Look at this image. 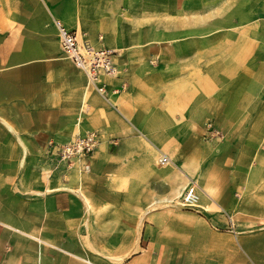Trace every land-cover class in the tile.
Listing matches in <instances>:
<instances>
[{
    "label": "crops",
    "instance_id": "0c3cea01",
    "mask_svg": "<svg viewBox=\"0 0 264 264\" xmlns=\"http://www.w3.org/2000/svg\"><path fill=\"white\" fill-rule=\"evenodd\" d=\"M0 264H264V0H0Z\"/></svg>",
    "mask_w": 264,
    "mask_h": 264
},
{
    "label": "built area",
    "instance_id": "2783aa9c",
    "mask_svg": "<svg viewBox=\"0 0 264 264\" xmlns=\"http://www.w3.org/2000/svg\"><path fill=\"white\" fill-rule=\"evenodd\" d=\"M56 23L63 56L84 72L88 84L93 86L98 93L104 95L106 88L102 77L114 74L113 55L116 51L93 45L88 40L82 39L77 31L67 29L60 22ZM97 142V133L87 132L84 135L74 137L68 143L59 145L56 152L60 160L66 164H71L76 159L92 152ZM160 160V163H167V158L161 157ZM180 204L188 208H196L197 193L194 182H191L184 190Z\"/></svg>",
    "mask_w": 264,
    "mask_h": 264
},
{
    "label": "rangeland",
    "instance_id": "374dc122",
    "mask_svg": "<svg viewBox=\"0 0 264 264\" xmlns=\"http://www.w3.org/2000/svg\"><path fill=\"white\" fill-rule=\"evenodd\" d=\"M219 2V1H218ZM233 2H235V1H233ZM215 133H217L218 134V131L216 130V129H212ZM161 155H159V158H158V160L161 162ZM167 162H168V160H167Z\"/></svg>",
    "mask_w": 264,
    "mask_h": 264
}]
</instances>
